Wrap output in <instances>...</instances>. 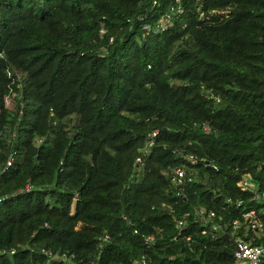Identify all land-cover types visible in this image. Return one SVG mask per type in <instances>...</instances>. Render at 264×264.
Segmentation results:
<instances>
[{"label": "trees", "instance_id": "obj_1", "mask_svg": "<svg viewBox=\"0 0 264 264\" xmlns=\"http://www.w3.org/2000/svg\"><path fill=\"white\" fill-rule=\"evenodd\" d=\"M153 1L0 0V264H235L234 237L264 245L244 185L264 191V0H179L144 37L178 0Z\"/></svg>", "mask_w": 264, "mask_h": 264}, {"label": "built area", "instance_id": "obj_2", "mask_svg": "<svg viewBox=\"0 0 264 264\" xmlns=\"http://www.w3.org/2000/svg\"><path fill=\"white\" fill-rule=\"evenodd\" d=\"M158 4L157 0L153 1L152 7ZM184 9L181 6L180 1H177V6L172 9L170 12L162 15L160 18L154 21H148L144 22L142 24V30H143V36L146 37L147 35L151 33H161L166 30H168L171 26L174 25L176 17L183 13ZM140 21H144V16L140 15L138 17ZM107 30L105 28L101 29V36H104L106 34ZM111 41H113V38H111ZM20 79H22L20 77ZM205 129L209 130V127L206 125ZM13 134V133H12ZM15 135V132L13 136ZM158 135V130H153L148 134V140L145 147L142 149V154H140L136 159V165L138 166L143 161V155L148 154L152 147L155 145V137ZM184 159L187 161L185 163H182L178 166H176L173 169V176L172 181L176 185H183L184 183H190L196 179V167L195 164L198 163V159L192 155V154H186L184 155ZM14 162V156L13 153L9 155V158L6 161V164L4 165L2 172L7 170L12 163ZM211 163H208L209 165ZM213 165V164H212ZM215 166V165H213ZM216 167V166H215ZM244 185L250 189L253 190L254 195L253 199L255 200H264V191H260L255 185H253L248 180L244 181ZM30 185H27V189H31ZM3 197H0V204L3 202ZM238 204H242V200L238 201ZM189 213H186L183 215L182 218H179L177 220V227L182 228L186 220L189 217ZM196 217H198L202 222H204L207 225H211L212 230L216 232H222L226 233L222 224L220 222L216 221L217 214L214 210H208L206 208H197L195 211ZM246 216L250 218V224H251V230L259 237L262 233V230L264 229V221L259 220L255 216V212L252 211L250 213H246ZM239 225V220L234 221V232L236 233L237 227ZM232 238V236H231ZM105 239H108V236H106ZM149 240L153 241L154 236H149ZM234 256L236 258L235 264H261L262 259L264 258V245H255L251 242L245 240L244 238L240 236L234 237ZM16 249L13 248L11 250V254L15 253ZM62 259H66V254L61 256Z\"/></svg>", "mask_w": 264, "mask_h": 264}, {"label": "water", "instance_id": "obj_3", "mask_svg": "<svg viewBox=\"0 0 264 264\" xmlns=\"http://www.w3.org/2000/svg\"><path fill=\"white\" fill-rule=\"evenodd\" d=\"M182 187H183V185H181V184L180 185H177V188L178 189H181ZM225 237L229 240L230 239V234L229 233H226L225 234Z\"/></svg>", "mask_w": 264, "mask_h": 264}, {"label": "rangeland", "instance_id": "obj_4", "mask_svg": "<svg viewBox=\"0 0 264 264\" xmlns=\"http://www.w3.org/2000/svg\"><path fill=\"white\" fill-rule=\"evenodd\" d=\"M23 79V77H21Z\"/></svg>", "mask_w": 264, "mask_h": 264}]
</instances>
